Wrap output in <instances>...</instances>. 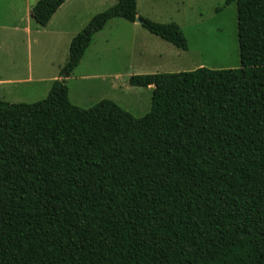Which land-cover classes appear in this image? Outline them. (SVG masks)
Here are the masks:
<instances>
[{
	"label": "trees",
	"instance_id": "16d2710c",
	"mask_svg": "<svg viewBox=\"0 0 264 264\" xmlns=\"http://www.w3.org/2000/svg\"><path fill=\"white\" fill-rule=\"evenodd\" d=\"M66 1L30 17L46 27ZM233 2L239 68L131 76L152 87L140 118L77 107L65 82L113 19L188 49L136 0L90 19L45 99L0 98V264H264V0Z\"/></svg>",
	"mask_w": 264,
	"mask_h": 264
},
{
	"label": "rangeland",
	"instance_id": "374dc122",
	"mask_svg": "<svg viewBox=\"0 0 264 264\" xmlns=\"http://www.w3.org/2000/svg\"><path fill=\"white\" fill-rule=\"evenodd\" d=\"M37 1L0 0V81H10L0 86V98L8 103L33 104L45 99L52 83L61 79L71 40L93 16L117 0L73 6L64 21L43 28L30 17ZM224 3L138 0L139 15L157 23L177 24L188 49L173 47L139 23L113 19L94 35L79 66L65 79L69 101L89 109L110 100L140 118L150 110L152 87L129 85L131 76L239 68L236 6Z\"/></svg>",
	"mask_w": 264,
	"mask_h": 264
},
{
	"label": "crops",
	"instance_id": "0c3cea01",
	"mask_svg": "<svg viewBox=\"0 0 264 264\" xmlns=\"http://www.w3.org/2000/svg\"><path fill=\"white\" fill-rule=\"evenodd\" d=\"M92 1H97V0H67L58 10H57V12L52 16V18H51V20L49 21V23H48V25H47V27H49V26H51V25H53V24H56V23H58V22H62V21H64L66 18H67V16H68V14H69V12H70V10H71V8L73 7V6H79V5H84L85 3V5H88V4H90ZM112 2V1H111ZM117 2V1H116ZM115 1H114V3H112L111 5H110V7L112 6V5H114L115 3H116ZM136 3H138V0H136ZM29 6V8L31 7L30 5H28ZM109 8V7H108ZM31 9V8H30ZM107 9V8H106ZM139 15V14H138ZM141 16V15H140ZM143 17V16H142ZM146 18V17H145ZM21 24H22V22H21ZM27 25V26H26ZM26 25H25V28H26V30H27V32H30V29H31V27H30V20L26 23ZM10 83V81H7V80H4V81H0V86L1 85H5V84H9ZM11 83H12V81H11ZM3 96H9L7 93H3Z\"/></svg>",
	"mask_w": 264,
	"mask_h": 264
},
{
	"label": "water",
	"instance_id": "95a60500",
	"mask_svg": "<svg viewBox=\"0 0 264 264\" xmlns=\"http://www.w3.org/2000/svg\"><path fill=\"white\" fill-rule=\"evenodd\" d=\"M136 23H139V20H138V19L136 20ZM61 79H62V78H61ZM61 79H60V80H61Z\"/></svg>",
	"mask_w": 264,
	"mask_h": 264
}]
</instances>
